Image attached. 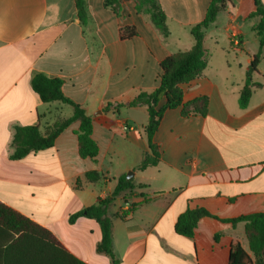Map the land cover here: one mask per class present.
Segmentation results:
<instances>
[{
    "label": "crops",
    "instance_id": "0c3cea01",
    "mask_svg": "<svg viewBox=\"0 0 264 264\" xmlns=\"http://www.w3.org/2000/svg\"><path fill=\"white\" fill-rule=\"evenodd\" d=\"M83 1L85 24L76 0H0V201L49 230L84 263L115 264L97 252L102 232L95 220L69 219L110 198L119 179L133 173L132 187L108 208L116 264H228L232 242L249 251L244 223L203 218L193 238L177 234L175 225L187 209L204 208L221 219L264 212V47L249 102L240 105L260 50L254 30L260 18H250L255 0H229L204 30L207 68L182 85L183 105L165 112L153 138L158 163L145 170L138 167L152 155L147 107L105 108L159 86L160 63L192 49L191 29L211 0H157L168 37L137 0ZM35 73L60 78L64 95L92 117L96 161L80 156L78 121L53 147L11 159L16 127L38 126L44 135L74 114L68 104L41 101L31 86ZM202 98L205 115L193 104ZM92 172L98 180L87 178Z\"/></svg>",
    "mask_w": 264,
    "mask_h": 264
},
{
    "label": "trees",
    "instance_id": "16d2710c",
    "mask_svg": "<svg viewBox=\"0 0 264 264\" xmlns=\"http://www.w3.org/2000/svg\"><path fill=\"white\" fill-rule=\"evenodd\" d=\"M150 16L153 24L161 31L164 37L170 34L167 17L157 0H137ZM229 0H211L204 20L191 29L195 39V45L189 51L177 52L169 55L160 63L161 74L159 86L151 93L141 92L130 103H110L105 111L110 109L118 112L120 108L147 107L149 120L145 132L148 138L152 155L145 158L139 165V170H145L150 166H156L159 154L153 143L154 135L160 121L167 110L177 109L183 105L182 85L188 84L203 75L207 68L204 48V30L213 24L220 12L224 11ZM256 11L250 18H260L255 26V33L260 41V50L251 62L247 73V82L241 93L240 105L246 107L252 94L251 75L257 69L261 61L262 48L264 47V4L261 0H255ZM111 0L106 1L110 5ZM80 21L86 23L84 1L76 0ZM122 35V39H126ZM33 90L44 103L59 101L74 108V114L68 120L57 123L46 134H42L38 126L16 127L12 145L14 153L12 160H19L31 152H39L53 147L56 138L70 125L78 121L79 129L75 132L79 140V153L82 158H90L96 161L99 147L93 139V119L78 104L67 98L62 90L63 81L60 78H52L44 73H35L31 79ZM194 105L203 115L207 110V99H197ZM96 172L87 173L91 181L99 179ZM79 182L77 183V185ZM132 187V180L126 176L119 179L118 185L110 198L98 200V202L71 215L70 223H75L79 218L86 217L95 220L101 228L102 239L97 246V252L109 256L113 263H117L112 245V222L108 216V208L114 196ZM133 205L129 210H122L119 217L123 220L134 210ZM203 218H212L224 223H244L245 233L249 242V251H246L241 243L236 240L231 243L228 264H264V212H255L233 219H221L212 215L204 208L187 209L176 222L177 234L193 238L198 224ZM221 234L215 235L219 241ZM0 264H86L73 256L58 239L46 228L37 224L30 218L17 212L13 208L0 201Z\"/></svg>",
    "mask_w": 264,
    "mask_h": 264
},
{
    "label": "water",
    "instance_id": "95a60500",
    "mask_svg": "<svg viewBox=\"0 0 264 264\" xmlns=\"http://www.w3.org/2000/svg\"><path fill=\"white\" fill-rule=\"evenodd\" d=\"M133 173L127 174V179H130Z\"/></svg>",
    "mask_w": 264,
    "mask_h": 264
}]
</instances>
